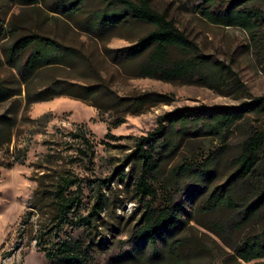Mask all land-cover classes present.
Returning a JSON list of instances; mask_svg holds the SVG:
<instances>
[{"label": "rangeland", "instance_id": "1", "mask_svg": "<svg viewBox=\"0 0 264 264\" xmlns=\"http://www.w3.org/2000/svg\"><path fill=\"white\" fill-rule=\"evenodd\" d=\"M58 1L23 4L22 0H0V19L9 34L0 40V85L20 89V94L0 101V116L7 114L14 118L9 143H2L6 130L0 135V264H52L34 245L38 229L50 223L52 199L39 195L35 207H28L27 200L34 189H50L58 175L68 170L79 177L108 180L100 188L104 205L91 228L95 235L96 262L106 264L109 257L128 250L131 246L128 240L142 204L135 198L133 189L137 167L128 157L135 139L154 128L158 116L175 108L237 105L245 100L241 91L226 93L189 81L136 75L137 66L152 46L130 58L119 56L118 50L134 44L154 25L134 18L115 0H76L75 8L66 13L55 9ZM227 1L211 0L212 14L224 16ZM199 2L149 0V6L171 18L176 28L197 44L203 54L229 65L247 94L264 95V22L251 25L250 30L239 25L215 24L195 7ZM253 5L264 9V0H254ZM116 12L126 14L120 21L108 20L104 27L96 29L101 14ZM25 33H38L70 48L60 64L41 68L28 83H22L16 70L5 62L6 47L12 37ZM168 54L172 59L187 56L175 47H169ZM54 80L102 87L85 99L62 94L26 103V94L32 96ZM76 89L72 87L68 91L76 93ZM143 92L165 94L170 100L140 107L131 106L127 100H116V97L131 98ZM79 126H83L89 137L93 149L91 162L77 151L80 143L73 134ZM250 129L264 132V114L249 115L246 123L235 126L226 147L220 150L219 141L214 138L191 137L182 141L172 157L164 158L157 175L156 197L163 201L171 195L175 203L184 202L182 224L162 246V256L158 259H148L145 249L135 251L132 258L108 264H223L231 251L214 233L212 223L225 219L229 210L223 206L207 210L202 205L208 191L223 183L233 171L232 159L240 153V143ZM22 148L26 150L20 164L13 157ZM215 150L210 180L199 192L192 191L194 194L187 197L182 195L181 188L193 185L186 177L172 175L171 168L184 158L202 161ZM257 160V165L264 164V145ZM91 204L92 192L85 187L77 214H86ZM253 228L254 224L234 232L227 237L228 242ZM62 230L61 236H64L73 228L64 226Z\"/></svg>", "mask_w": 264, "mask_h": 264}, {"label": "trees", "instance_id": "2", "mask_svg": "<svg viewBox=\"0 0 264 264\" xmlns=\"http://www.w3.org/2000/svg\"><path fill=\"white\" fill-rule=\"evenodd\" d=\"M36 1L22 0L23 4ZM115 1L126 8L134 18L154 25L152 30L141 36L134 44L118 50L119 56L130 58L152 46L145 59L137 66L136 75L165 81H189L226 93L241 91L240 94L245 99L237 105L201 104L175 108L158 116L154 128L135 139L128 157L137 167L133 189L135 198L142 202L141 212L128 240L131 246L128 250L109 257L108 262L124 261L135 256V251L144 252L145 249L146 257L155 260L162 256V246L168 243L173 232L182 224L181 215L185 211L184 202L175 203L171 195L165 196L163 201L156 197L155 187L161 162L164 158L172 157L182 141L191 137H211L219 141V150L226 147V141L235 126L246 123L249 115L264 114V95L253 97L247 94L229 65L203 54L197 44L176 28L171 18L153 10L149 6V0ZM253 2L254 0H229L225 6L226 13L221 17L212 14L209 8L211 0H200L195 7L212 23L239 25L250 30L251 25L264 22V9L253 5ZM75 6L76 0H60L56 2L55 9L66 13ZM125 14L116 12L105 15L106 17L101 14L97 19L96 29L104 27L108 20L120 21ZM5 27L6 24L0 19V40L8 38V30ZM10 34L12 35L11 32ZM169 47H175L187 56L172 59L168 54ZM69 50L70 48L38 33L19 34L12 37L7 45L5 62L16 70L22 83H28L41 68L60 64L63 55L67 53L65 51ZM72 87L77 88L76 93L68 91ZM100 87H102L100 84L76 86L74 83L62 84L61 81L54 80L48 86L34 92L32 96L26 94V103L62 94L85 99ZM103 90L110 91L107 88ZM18 94L19 88L10 89L0 85V101ZM168 97L156 92H143L131 98L116 97V100L118 102L127 100L131 106L140 107L145 103L167 102L170 100ZM13 120L14 118L7 114L0 116V135L6 130L2 143L10 141L9 132ZM73 135L83 147L79 146L77 151L91 162L93 149L83 126H79ZM106 135L113 137L109 133ZM263 145L264 132L250 129L240 143V153L232 159L233 171L223 183L212 187L204 198L202 207L207 210L220 206L229 210V215L225 219L214 220L212 223L214 233L231 251L223 264H264V164L257 165V154ZM25 150V148L17 150L13 157L15 162L23 163ZM215 155L216 150L209 152L202 161L184 158L179 164L174 165L171 174L186 177L193 185L190 186L192 188L186 186L181 188V192L177 191L187 197L202 190L203 185L213 174L211 163ZM106 182H108L106 178L79 177L68 170L58 175L57 181L50 189H34L31 192L27 200L28 207L36 206V198L39 195L40 198L44 195L51 198L54 205L49 225L38 229L34 242L35 247L43 252L45 259L50 263L99 264L94 256L95 235L91 228L104 205V195L100 188ZM85 187L90 188L92 192V204L89 211L82 215L77 212ZM252 224H254L252 230L242 233L237 240L228 242V236L250 228ZM64 226H71L73 230L61 236ZM77 229L79 231L73 233Z\"/></svg>", "mask_w": 264, "mask_h": 264}]
</instances>
